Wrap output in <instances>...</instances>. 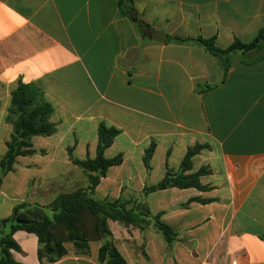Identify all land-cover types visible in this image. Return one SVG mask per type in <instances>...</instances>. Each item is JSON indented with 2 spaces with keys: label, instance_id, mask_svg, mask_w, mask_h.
<instances>
[{
  "label": "crops",
  "instance_id": "obj_1",
  "mask_svg": "<svg viewBox=\"0 0 264 264\" xmlns=\"http://www.w3.org/2000/svg\"><path fill=\"white\" fill-rule=\"evenodd\" d=\"M134 6L137 22L120 14L118 0H0L2 146L7 150L13 128L6 118L20 82L43 88L57 125L55 134L34 137L37 154L19 157L6 176L13 175L9 184L20 180L19 194L9 195L1 183L9 206L0 204V220L17 204L47 206L61 192L86 187L72 158H96L105 122L121 131L105 157L122 154L123 163L108 170L93 196L150 220L109 222L127 264H264V57L237 53L225 71L203 47L175 40L216 37L220 48L250 43L264 27V0ZM157 32L165 41H155ZM152 142L149 171L144 156ZM195 145L208 148L186 174L208 168L200 177L207 189L143 193L168 167L178 172ZM156 219L173 231L172 243ZM14 239L17 262L41 264L35 234L18 231ZM102 243L91 242L88 254L67 244V255L50 264H103Z\"/></svg>",
  "mask_w": 264,
  "mask_h": 264
},
{
  "label": "trees",
  "instance_id": "obj_2",
  "mask_svg": "<svg viewBox=\"0 0 264 264\" xmlns=\"http://www.w3.org/2000/svg\"><path fill=\"white\" fill-rule=\"evenodd\" d=\"M118 7L122 16L137 22L134 0H118ZM175 40L203 47L223 63L225 71L229 69L237 53L256 52L258 58L264 57V27L250 43L236 40L227 48H220L216 43V37ZM53 113V106L47 101L42 87L35 83H19L12 93L11 106L6 118L13 130L10 139L6 142V153L0 158V185L4 177L15 171L19 157L37 154L33 148L34 137H48L56 133L57 125L52 121ZM120 133L119 129L101 122L96 158L77 160L71 157L73 163L87 177L86 187L81 186L72 191L61 192L47 206L26 202L17 204L8 218L0 220V264H21L15 260L12 253L21 251V247L14 239L18 231L35 234L38 237V256L41 264L54 263L66 256L67 244H72L80 254H88L90 243L94 241L103 242L99 250L101 263L127 264L116 247L109 222L117 221L125 226H143L150 220L145 213H140L139 209L127 210L120 201L98 200L93 196L95 188L108 170L123 163L122 154L113 158L105 157V151L111 147ZM207 148L201 145L190 147L178 172L168 167L164 179L156 185L146 187L143 193L146 195L169 188L207 189L208 187L201 185L200 177L209 174L208 168L203 167L195 173L186 174L192 170V158ZM155 149L156 144L152 142L145 152L144 163L149 171ZM155 222L165 240L172 243L173 231L158 219Z\"/></svg>",
  "mask_w": 264,
  "mask_h": 264
},
{
  "label": "rangeland",
  "instance_id": "obj_3",
  "mask_svg": "<svg viewBox=\"0 0 264 264\" xmlns=\"http://www.w3.org/2000/svg\"><path fill=\"white\" fill-rule=\"evenodd\" d=\"M1 117L2 116L0 115V120H1ZM2 139H3V132L0 131V152H1L0 158L4 155L5 150H6V148L4 146H2V143H1ZM9 176L10 177L3 178L2 182L4 184V187L2 186L3 188H1V189H4L5 191H7L9 193V195L14 196V195L19 194V191L21 189L20 188V180L17 179L15 181V184H13V183L9 184L8 181H9V179L12 178L13 175H9ZM2 203H3V207L5 206V208H8L9 204L6 203L4 196L0 195V204H2ZM2 215H6L4 210L0 211V216H2Z\"/></svg>",
  "mask_w": 264,
  "mask_h": 264
},
{
  "label": "water",
  "instance_id": "obj_4",
  "mask_svg": "<svg viewBox=\"0 0 264 264\" xmlns=\"http://www.w3.org/2000/svg\"><path fill=\"white\" fill-rule=\"evenodd\" d=\"M161 36H163V34L162 33H160V32H157L156 34H155V41H157V42H163V41H165V39L164 40H161V39H159V38H161Z\"/></svg>",
  "mask_w": 264,
  "mask_h": 264
}]
</instances>
